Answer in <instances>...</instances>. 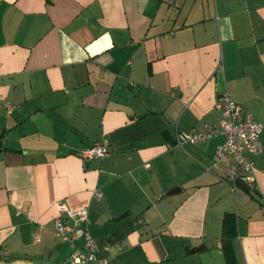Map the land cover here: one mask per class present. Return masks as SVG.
I'll return each instance as SVG.
<instances>
[{
  "label": "crops",
  "instance_id": "crops-1",
  "mask_svg": "<svg viewBox=\"0 0 264 264\" xmlns=\"http://www.w3.org/2000/svg\"><path fill=\"white\" fill-rule=\"evenodd\" d=\"M225 91L264 125V0H0V264H69L56 203L107 264H227L226 214L232 264H264V129L253 193L210 171L222 137L174 147Z\"/></svg>",
  "mask_w": 264,
  "mask_h": 264
},
{
  "label": "built area",
  "instance_id": "built-area-1",
  "mask_svg": "<svg viewBox=\"0 0 264 264\" xmlns=\"http://www.w3.org/2000/svg\"><path fill=\"white\" fill-rule=\"evenodd\" d=\"M215 109L220 115L219 129L205 128L201 132L177 133L174 147L183 149L185 145H197L222 137L223 142L212 155L210 171L216 174L218 182L225 185L230 193H234L238 185L255 190L254 165L250 157L259 156L263 151L260 136L264 125L257 123L226 91L217 96ZM108 155V144L103 141L82 152L81 159L87 162ZM94 195L101 197L97 192ZM260 198L264 204V193ZM55 207L60 215L52 224L53 238L57 244L68 245L72 249L68 263L107 264L105 258L99 257L95 240L88 231V209L74 211L62 203H56Z\"/></svg>",
  "mask_w": 264,
  "mask_h": 264
},
{
  "label": "trees",
  "instance_id": "trees-1",
  "mask_svg": "<svg viewBox=\"0 0 264 264\" xmlns=\"http://www.w3.org/2000/svg\"><path fill=\"white\" fill-rule=\"evenodd\" d=\"M1 141V138H0ZM222 250L227 264H232L235 260L232 249V240L236 237L235 217L226 214L222 221Z\"/></svg>",
  "mask_w": 264,
  "mask_h": 264
},
{
  "label": "water",
  "instance_id": "water-1",
  "mask_svg": "<svg viewBox=\"0 0 264 264\" xmlns=\"http://www.w3.org/2000/svg\"><path fill=\"white\" fill-rule=\"evenodd\" d=\"M238 189H240V190H242L244 192H248V189L246 187L242 186V185H238ZM179 192H180V190L178 188H176V189H172L170 192H168L167 195L171 196V195H174V194L179 193ZM203 250L204 249L202 247V248L197 249L195 252H201Z\"/></svg>",
  "mask_w": 264,
  "mask_h": 264
},
{
  "label": "rangeland",
  "instance_id": "rangeland-1",
  "mask_svg": "<svg viewBox=\"0 0 264 264\" xmlns=\"http://www.w3.org/2000/svg\"><path fill=\"white\" fill-rule=\"evenodd\" d=\"M250 193H253V191L251 190Z\"/></svg>",
  "mask_w": 264,
  "mask_h": 264
}]
</instances>
